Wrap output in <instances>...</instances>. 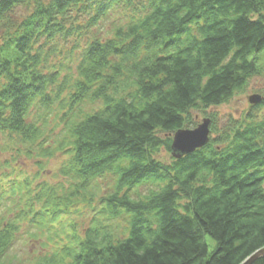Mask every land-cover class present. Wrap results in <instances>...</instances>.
<instances>
[{
  "label": "trees",
  "instance_id": "obj_1",
  "mask_svg": "<svg viewBox=\"0 0 264 264\" xmlns=\"http://www.w3.org/2000/svg\"><path fill=\"white\" fill-rule=\"evenodd\" d=\"M254 78L264 0H0V154L14 162H0V264L24 227L53 247L40 264H243L264 249V96L222 127L208 113ZM194 112L214 136L177 158ZM58 154L61 180L39 181Z\"/></svg>",
  "mask_w": 264,
  "mask_h": 264
},
{
  "label": "rangeland",
  "instance_id": "obj_2",
  "mask_svg": "<svg viewBox=\"0 0 264 264\" xmlns=\"http://www.w3.org/2000/svg\"><path fill=\"white\" fill-rule=\"evenodd\" d=\"M107 29V27H105ZM105 29V30H106ZM264 96V79L263 78H254L250 85L246 90L243 92L234 95V98L231 99L228 103L221 105L219 107L210 108L208 110V113L217 114L219 116V123L220 127H222L227 119L229 117L239 118L243 117L245 114L248 113L250 110V107L253 106L250 103L251 98L259 97L262 101ZM194 121L197 122V124H201L205 117L201 113H193ZM214 134L210 133V137H213ZM166 151H163L161 154V158L165 162H170V155H168ZM67 156L63 154H58L57 157L46 161V171L42 174V177L39 181H47L51 184H55L58 181L61 180L59 175L57 176V170L63 165V163L66 161ZM5 160H8L11 165H14V162L10 161L12 158L10 157V154L8 153H1L0 154V162H4ZM17 167L19 166L20 169H22V173L27 175H35L37 171H39V168L36 164V161L34 159H25L20 158L18 159ZM3 171V170H2ZM1 173V172H0ZM114 176L107 175L105 178H103L100 181V189L101 193L99 192L98 196H102L103 194H106V190L110 187H112L115 184L116 178H113ZM10 178V177H9ZM12 178V176H11ZM10 178V179H11ZM38 183V182H37ZM2 210V209H1ZM0 210V214H1ZM92 214L85 213L82 215L74 216L75 220L81 227H86L89 225L91 221ZM1 217V216H0ZM114 225L118 229V231L123 232L127 228V220L126 217L114 220ZM33 229H27V227H24L22 230V233L18 235L17 240L12 246L11 250L9 251L7 257L2 261V264H40V258L45 257L49 253L53 251V247L50 245V247L47 246L46 240L44 238H33L32 236H29ZM207 243L209 245L210 251L214 250L215 242L210 238H206Z\"/></svg>",
  "mask_w": 264,
  "mask_h": 264
},
{
  "label": "water",
  "instance_id": "obj_3",
  "mask_svg": "<svg viewBox=\"0 0 264 264\" xmlns=\"http://www.w3.org/2000/svg\"><path fill=\"white\" fill-rule=\"evenodd\" d=\"M260 102L259 97L251 98L252 105ZM210 121L209 119L203 120L201 124L194 130H181L176 132L173 137L172 150L177 158L193 154L197 150L205 148L210 141ZM264 257V249L258 251L252 257L247 259L243 264H253L256 260Z\"/></svg>",
  "mask_w": 264,
  "mask_h": 264
}]
</instances>
